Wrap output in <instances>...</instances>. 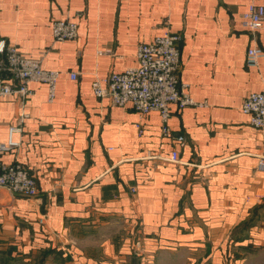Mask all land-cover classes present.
Listing matches in <instances>:
<instances>
[{
  "label": "crops",
  "instance_id": "1",
  "mask_svg": "<svg viewBox=\"0 0 264 264\" xmlns=\"http://www.w3.org/2000/svg\"><path fill=\"white\" fill-rule=\"evenodd\" d=\"M252 2L264 4L0 0V42L60 71L53 102L36 81L26 98L0 96V143L21 128L0 162L24 165L38 185L34 196L0 186V243L70 264H95L79 242L128 264H222L234 230L242 244L264 241V129L242 110L264 88V57L246 62L250 46L264 48V24L256 38L242 25ZM55 19L76 21L78 36L56 40ZM166 30L182 35L179 79L199 103L172 104L168 134L158 111L114 105L92 88L136 66L138 45Z\"/></svg>",
  "mask_w": 264,
  "mask_h": 264
},
{
  "label": "built area",
  "instance_id": "2",
  "mask_svg": "<svg viewBox=\"0 0 264 264\" xmlns=\"http://www.w3.org/2000/svg\"><path fill=\"white\" fill-rule=\"evenodd\" d=\"M263 24L264 4H248L242 14V25L256 38L257 31ZM52 29L56 40H72L78 36V24L74 20L55 19ZM181 40L180 33L166 30L152 41L141 42L137 49L138 64L123 72H111L104 79H95L92 83L94 93L100 98H109L114 105L125 106L131 103L143 114L158 111L164 123L163 131L168 134L172 104L179 108L199 104L188 92V84L180 83ZM0 54L3 55L0 58V96L17 95L19 98H26L33 94L30 82L36 81L47 84L48 101H54L59 70L44 68L41 60L26 57L16 45L6 44L4 41L0 42ZM262 57L264 48L255 44L248 48L246 62L250 67H256ZM77 76L76 72L71 73L73 79ZM242 110L249 116L253 126L264 129V88L250 92L244 99ZM18 130H21L18 126L10 127L8 143H0L1 151L19 147L20 142L13 136ZM169 159L180 161L179 152L173 150ZM258 168L264 170V156L261 157ZM0 186L25 196L38 193L35 177L20 163L0 162Z\"/></svg>",
  "mask_w": 264,
  "mask_h": 264
},
{
  "label": "rangeland",
  "instance_id": "3",
  "mask_svg": "<svg viewBox=\"0 0 264 264\" xmlns=\"http://www.w3.org/2000/svg\"><path fill=\"white\" fill-rule=\"evenodd\" d=\"M236 235H238V231L234 230L231 235L234 241L230 240L228 248L223 249L222 253L219 252V255L222 254L223 257L221 258L222 264H264V241H248L242 244L235 241ZM75 246L77 249L80 248V250L86 251V257L90 261H94L95 264H128L126 261L116 262L115 258L105 257L100 249L99 242H79ZM202 252L203 250L198 255ZM70 262H73L72 258H62L56 252L46 256L42 251L23 254L15 250L12 252L11 248L0 243V264H70Z\"/></svg>",
  "mask_w": 264,
  "mask_h": 264
},
{
  "label": "trees",
  "instance_id": "4",
  "mask_svg": "<svg viewBox=\"0 0 264 264\" xmlns=\"http://www.w3.org/2000/svg\"><path fill=\"white\" fill-rule=\"evenodd\" d=\"M248 224H249V223H248ZM248 224H247V226H248ZM241 232H243V230L240 231V232L238 231V235H236V239H237V238H240V235H242Z\"/></svg>",
  "mask_w": 264,
  "mask_h": 264
}]
</instances>
